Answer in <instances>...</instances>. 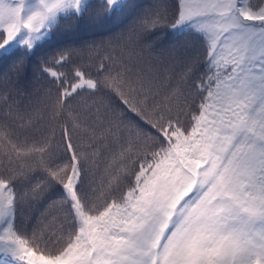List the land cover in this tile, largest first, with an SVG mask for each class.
Listing matches in <instances>:
<instances>
[{"label": "snow or ice", "instance_id": "snow-or-ice-1", "mask_svg": "<svg viewBox=\"0 0 264 264\" xmlns=\"http://www.w3.org/2000/svg\"><path fill=\"white\" fill-rule=\"evenodd\" d=\"M0 264H264V0H0Z\"/></svg>", "mask_w": 264, "mask_h": 264}, {"label": "trees", "instance_id": "trees-1", "mask_svg": "<svg viewBox=\"0 0 264 264\" xmlns=\"http://www.w3.org/2000/svg\"><path fill=\"white\" fill-rule=\"evenodd\" d=\"M142 2H148V0H142Z\"/></svg>", "mask_w": 264, "mask_h": 264}]
</instances>
